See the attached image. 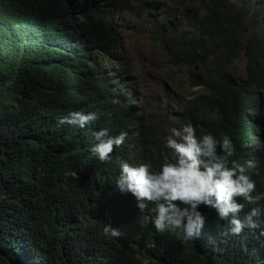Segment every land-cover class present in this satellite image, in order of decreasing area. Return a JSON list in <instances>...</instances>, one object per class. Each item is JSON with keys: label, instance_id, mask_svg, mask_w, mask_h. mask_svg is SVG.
<instances>
[{"label": "trees", "instance_id": "16d2710c", "mask_svg": "<svg viewBox=\"0 0 264 264\" xmlns=\"http://www.w3.org/2000/svg\"><path fill=\"white\" fill-rule=\"evenodd\" d=\"M127 1L165 64L185 68L196 89L182 111L166 102L159 123L140 115L146 103L115 26L113 7ZM186 1L0 0V264H264V214L231 236L228 220L201 205L202 232L185 240L156 231L145 219L154 214L115 187L119 160L158 170L163 138L191 123L197 136H230L229 166L245 165L264 192V0ZM71 111L98 119L60 125ZM102 128L128 133L110 162L92 152ZM237 199L241 219L257 206ZM105 225L122 235L106 238Z\"/></svg>", "mask_w": 264, "mask_h": 264}, {"label": "clouds", "instance_id": "9594fccd", "mask_svg": "<svg viewBox=\"0 0 264 264\" xmlns=\"http://www.w3.org/2000/svg\"><path fill=\"white\" fill-rule=\"evenodd\" d=\"M97 119L95 111H71L58 123L84 128ZM94 137L97 143L92 147L93 154L101 162H110L114 149L125 144L128 133L111 135L109 129L102 128ZM163 140L167 151L158 170L148 162L132 165L119 160V176L115 181L120 193L134 196L141 213L154 214V218L146 215L145 219L152 220L156 231H179L185 240L198 238L206 220L201 205L215 209L219 218L228 220L225 235L240 236L245 228L258 227L253 217L264 214V207L258 203L264 200V192L256 191V182L247 174L245 165L229 166L235 153L230 136L220 139L211 133L197 136L196 128L186 123L171 128ZM255 163L246 161L247 168L255 167ZM237 198L257 205L243 219L240 212L244 204ZM149 204L153 206L150 208ZM103 235L118 238L122 233L117 227L105 225Z\"/></svg>", "mask_w": 264, "mask_h": 264}, {"label": "rangeland", "instance_id": "374dc122", "mask_svg": "<svg viewBox=\"0 0 264 264\" xmlns=\"http://www.w3.org/2000/svg\"><path fill=\"white\" fill-rule=\"evenodd\" d=\"M132 5L135 4L127 1L125 4L114 6V22L120 29L132 69L141 86L140 93L146 103V111L140 115L159 123L166 117V102L175 107L174 110L182 111L196 89L189 87L185 68L165 64L161 49L152 44L146 35V17L137 5ZM161 12L162 10H158L157 14ZM154 18L156 21L159 19L158 16ZM235 66L243 67L244 62H237Z\"/></svg>", "mask_w": 264, "mask_h": 264}]
</instances>
